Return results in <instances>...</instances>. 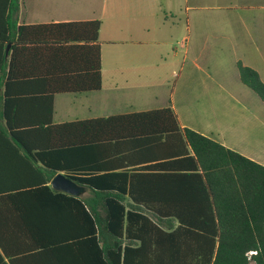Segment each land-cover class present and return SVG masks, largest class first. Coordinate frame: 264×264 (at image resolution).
<instances>
[{"label":"trees","instance_id":"16d2710c","mask_svg":"<svg viewBox=\"0 0 264 264\" xmlns=\"http://www.w3.org/2000/svg\"><path fill=\"white\" fill-rule=\"evenodd\" d=\"M19 10L10 0L4 85L40 84L47 119L8 115L0 145L44 168L42 183L0 184V264H264V166L182 127L171 106L54 125L56 94L102 88L101 21L19 25ZM238 69L264 101L257 72ZM59 172L87 195L53 190Z\"/></svg>","mask_w":264,"mask_h":264},{"label":"crops","instance_id":"0c3cea01","mask_svg":"<svg viewBox=\"0 0 264 264\" xmlns=\"http://www.w3.org/2000/svg\"><path fill=\"white\" fill-rule=\"evenodd\" d=\"M9 5L10 0H0V128L7 126L8 115L20 122L47 119L45 98L33 95V89L40 84L34 86L25 78L12 81L9 91L4 85L8 70L6 68L3 77L2 57L7 62L12 52L11 45L2 40ZM91 20L101 21L102 88L56 94L54 125L171 106L182 127L191 128L264 166V101L241 82L238 69V63L251 68L264 84V0H86L83 3L20 0L17 15L19 25ZM169 48H172L171 56ZM166 56L171 57V64L177 63L185 70L188 82L199 79L193 75L197 70L204 74L200 77L201 87L216 90L215 99L207 101L217 104L219 121L216 125L199 126L189 115L182 116L174 95L161 96L156 107L135 109L134 105L155 104L152 102L159 98L134 101L131 100L134 94L115 92L139 88L140 73L156 72L155 69L168 63ZM225 62L232 66L229 70L221 68ZM106 74L108 85L105 84ZM132 80H137L138 85L131 84ZM164 81L165 78L157 77L152 83L159 86ZM123 105L125 109H119ZM40 148L36 147L31 153L39 152ZM23 151L15 146L0 145V184L42 183L43 176L38 170L44 168L43 163L34 161ZM57 154L60 158L65 156L62 150ZM59 173L66 176L64 172ZM48 185L51 187V182ZM86 195L85 192L82 196Z\"/></svg>","mask_w":264,"mask_h":264},{"label":"rangeland","instance_id":"374dc122","mask_svg":"<svg viewBox=\"0 0 264 264\" xmlns=\"http://www.w3.org/2000/svg\"><path fill=\"white\" fill-rule=\"evenodd\" d=\"M83 3L86 0H74ZM185 24H183V28ZM178 47L177 45L175 46ZM172 48L168 49V55L171 56ZM166 60L168 63H165L160 67V69H155L156 72L150 73H140L142 76V83L139 88L129 89V90H116L115 92L120 94H134V98L131 100L138 101H152L154 97H158L156 102H152L155 104L148 105H134L136 108H144V107H156L159 105L161 96L165 98L174 95V100L176 102V107L178 112L183 116V114L189 115L190 119L194 120L199 126H203L202 124H214L219 121L217 114V104L213 105L208 103L207 101L210 99H215L216 90H206L201 87V78L204 74L194 72V76L199 78L197 81L188 82L186 78L185 70L180 69V65L175 63L171 64V57L166 56ZM225 61H229V58H225ZM205 69V66L200 65ZM192 67V65L190 66ZM221 67V66H219ZM232 67L228 62H225V65L221 68L223 70H229ZM195 70V69H194ZM137 74H132V76H136ZM157 77L165 78V81L157 86L158 84H153ZM204 77V76H203ZM207 77V75H205ZM108 76L106 74L105 84L108 85ZM131 84H137V80H132ZM138 85V84H137ZM193 85V86H190ZM190 101V102H189ZM223 107V106H219ZM231 107V105L229 106ZM119 109H125V106H121ZM225 121H228L225 120Z\"/></svg>","mask_w":264,"mask_h":264},{"label":"water","instance_id":"95a60500","mask_svg":"<svg viewBox=\"0 0 264 264\" xmlns=\"http://www.w3.org/2000/svg\"><path fill=\"white\" fill-rule=\"evenodd\" d=\"M9 49V45L7 50ZM51 187L55 191L63 192L65 194H69L75 197H81L85 192L86 189L74 181H72L67 176L59 173L57 174L51 181Z\"/></svg>","mask_w":264,"mask_h":264},{"label":"built area","instance_id":"2783aa9c","mask_svg":"<svg viewBox=\"0 0 264 264\" xmlns=\"http://www.w3.org/2000/svg\"><path fill=\"white\" fill-rule=\"evenodd\" d=\"M251 254H254V252H251L250 255H251Z\"/></svg>","mask_w":264,"mask_h":264}]
</instances>
